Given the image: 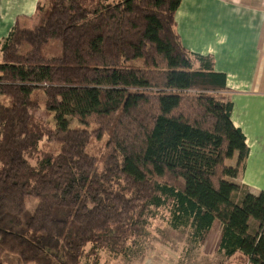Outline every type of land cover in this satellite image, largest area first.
<instances>
[{"label":"trees","instance_id":"1","mask_svg":"<svg viewBox=\"0 0 264 264\" xmlns=\"http://www.w3.org/2000/svg\"><path fill=\"white\" fill-rule=\"evenodd\" d=\"M180 5L41 0L32 28L0 42V264L127 257L158 219L197 248L217 225L220 256L264 264V192L238 182L249 148L232 91L183 45Z\"/></svg>","mask_w":264,"mask_h":264},{"label":"crops","instance_id":"2","mask_svg":"<svg viewBox=\"0 0 264 264\" xmlns=\"http://www.w3.org/2000/svg\"><path fill=\"white\" fill-rule=\"evenodd\" d=\"M39 2L0 0V42L18 20L35 17ZM176 23L185 48L213 56L215 70L227 76L231 120L249 148L238 182L258 195L264 192V0H181Z\"/></svg>","mask_w":264,"mask_h":264},{"label":"rangeland","instance_id":"3","mask_svg":"<svg viewBox=\"0 0 264 264\" xmlns=\"http://www.w3.org/2000/svg\"><path fill=\"white\" fill-rule=\"evenodd\" d=\"M46 2L47 0H42L43 5ZM23 26L32 28L33 25L25 22ZM45 54L49 57L58 56L60 44L52 43L45 49ZM37 116L45 119L51 125H55L54 118L48 117L43 109L37 113ZM79 126L78 122L71 123V127ZM105 140L100 141L95 147L96 155L103 154ZM236 160L237 157H234L228 162V165L234 167ZM190 233V230L173 231L167 221L155 220L151 223L147 236L130 247L127 257L116 258L109 253L102 252L100 264H243L241 254L227 260L217 253L220 240V230L217 225L201 245L200 250H198L199 247H194L189 243ZM86 264H93V260H89Z\"/></svg>","mask_w":264,"mask_h":264}]
</instances>
